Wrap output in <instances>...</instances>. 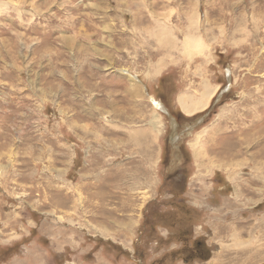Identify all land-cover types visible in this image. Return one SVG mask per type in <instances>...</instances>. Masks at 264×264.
Masks as SVG:
<instances>
[{"label":"rangeland","instance_id":"1","mask_svg":"<svg viewBox=\"0 0 264 264\" xmlns=\"http://www.w3.org/2000/svg\"><path fill=\"white\" fill-rule=\"evenodd\" d=\"M0 264H264V0H0Z\"/></svg>","mask_w":264,"mask_h":264},{"label":"bare ground","instance_id":"2","mask_svg":"<svg viewBox=\"0 0 264 264\" xmlns=\"http://www.w3.org/2000/svg\"><path fill=\"white\" fill-rule=\"evenodd\" d=\"M194 44H196V41L194 42ZM193 46V45H192ZM195 46V45H194ZM157 73L158 70H156L154 68V70H152V73ZM204 91L201 92V97H203V99L199 100L196 104H190V100H188L187 98H179L178 100V104L180 105L181 107V110L183 113L185 114H194V113H197L198 111L199 112H202L206 109V107L208 106V104L210 103L209 101H211V97L214 96V93L216 91V88L213 89V90H210L209 87L206 86V83H205V87H204ZM189 102V106H188V103ZM154 103V106L156 107V109H159L161 105L157 104L155 101L153 102ZM159 105V106H158ZM161 110V109H160ZM172 141H174V138L172 139Z\"/></svg>","mask_w":264,"mask_h":264},{"label":"trees","instance_id":"3","mask_svg":"<svg viewBox=\"0 0 264 264\" xmlns=\"http://www.w3.org/2000/svg\"><path fill=\"white\" fill-rule=\"evenodd\" d=\"M182 202L184 203V201L182 200ZM181 202V203H182ZM183 237V236H182ZM198 243L196 242V244L194 245V250H192V253H194V255L196 256V257H198L199 259V261H203V260H205L206 258H208L209 256L208 255H205L204 254V251L203 250H200L199 249V247H198V245H197ZM195 252H196V254H195ZM202 256H204V257H202ZM197 259V258H196Z\"/></svg>","mask_w":264,"mask_h":264},{"label":"flooded vegetation","instance_id":"4","mask_svg":"<svg viewBox=\"0 0 264 264\" xmlns=\"http://www.w3.org/2000/svg\"><path fill=\"white\" fill-rule=\"evenodd\" d=\"M185 134V133H184Z\"/></svg>","mask_w":264,"mask_h":264}]
</instances>
